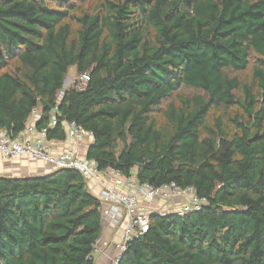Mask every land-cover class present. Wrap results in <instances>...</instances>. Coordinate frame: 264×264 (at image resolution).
I'll list each match as a JSON object with an SVG mask.
<instances>
[{
  "label": "trees",
  "instance_id": "1",
  "mask_svg": "<svg viewBox=\"0 0 264 264\" xmlns=\"http://www.w3.org/2000/svg\"><path fill=\"white\" fill-rule=\"evenodd\" d=\"M92 1L0 0V129L38 109L100 171L206 200L149 213L117 264H264V0ZM70 68L89 81L56 106ZM102 227L77 171L0 176V264H95Z\"/></svg>",
  "mask_w": 264,
  "mask_h": 264
},
{
  "label": "built area",
  "instance_id": "2",
  "mask_svg": "<svg viewBox=\"0 0 264 264\" xmlns=\"http://www.w3.org/2000/svg\"><path fill=\"white\" fill-rule=\"evenodd\" d=\"M88 81L89 76L84 73L78 75L72 84L76 89L82 90ZM63 95L64 91L61 90L57 95L56 106L62 101ZM56 111L57 108L53 110L54 113ZM39 120V112L33 110L22 132L13 135L0 129V160L27 158L48 166L51 170H75L87 184L92 180L99 183L101 178L108 180L110 186L102 185L96 197L102 220H106L110 226L120 231V240L113 245L115 254L110 264H117L127 244L147 232L148 211L154 202L169 204L178 200L180 205L170 213L179 217L198 211L206 203V200L196 195L192 187L182 189L175 183L153 186L139 183L134 177L124 178L118 171L112 169L100 171L93 160L88 159L74 146L54 152L46 138L47 128L36 129L35 125ZM56 124V117H51L48 127ZM65 129L66 139L73 144L85 139L92 141L93 134L75 122L67 123ZM110 247V242L98 240L94 245L93 255L102 253Z\"/></svg>",
  "mask_w": 264,
  "mask_h": 264
},
{
  "label": "crops",
  "instance_id": "3",
  "mask_svg": "<svg viewBox=\"0 0 264 264\" xmlns=\"http://www.w3.org/2000/svg\"><path fill=\"white\" fill-rule=\"evenodd\" d=\"M35 110L39 111L38 109H35ZM91 142L92 141L85 139V140H82L80 143L73 144L69 142L67 139H65V141L63 142L52 140L49 142V144L51 145L52 150L54 152H60L69 147L74 146L81 153L86 154V151L89 145L91 144ZM24 160L26 161L28 160L27 164L23 162ZM13 161H16V162L13 163ZM20 161H22V163ZM10 162L11 164H9ZM0 163H4L3 165H0V176H3V177L41 176V175L47 174L51 170L50 167L45 166L43 164H42L43 166L42 165L34 166V162L32 163V161L27 158H18L12 161L0 160ZM102 185L110 186V182L106 180L105 178H101L99 183H96L95 181L92 180L88 183V189L94 196H96L99 193L100 187H102ZM155 209L156 210H153L152 212L158 213L161 215L166 214L165 212L168 211L167 206H163L162 208L157 206ZM102 222H103L102 234H101L99 241L101 242L108 241L111 243V247L105 251H102V253H98L95 255L96 256L95 264H110L112 257L115 254L113 245L119 242L120 231L110 226L106 220H102ZM100 248L102 247L100 246Z\"/></svg>",
  "mask_w": 264,
  "mask_h": 264
},
{
  "label": "rangeland",
  "instance_id": "4",
  "mask_svg": "<svg viewBox=\"0 0 264 264\" xmlns=\"http://www.w3.org/2000/svg\"><path fill=\"white\" fill-rule=\"evenodd\" d=\"M70 2L72 3H75L76 5L78 4H82L84 6H92L93 4V1L92 0H69ZM78 78V74L76 72V69L75 68H70L68 70V73H67V76L64 80V83H63V88L62 90L65 91L67 90L69 87H71L72 85V82H74V80H76ZM15 160V159H14ZM28 161V160H27ZM27 161L24 160L23 162H25L27 164ZM32 161V160H31ZM16 162V161H13V163ZM22 163V161H20ZM34 162V166H40L42 165L41 163H38V162H35V161H32V163ZM4 163H0V165H3ZM11 164V162L9 163ZM43 166V165H42ZM180 204H179V201L178 200H175V201H172L171 203L169 204H159L158 201L157 202H154L153 205L150 208V214L153 210H156L155 208L158 206L160 208H162L163 206H167L168 207V211L165 212V213H170L174 210V208L178 207ZM155 207V208H154Z\"/></svg>",
  "mask_w": 264,
  "mask_h": 264
}]
</instances>
